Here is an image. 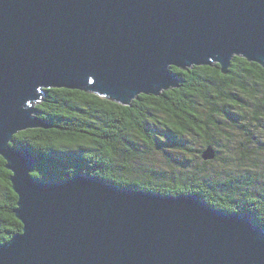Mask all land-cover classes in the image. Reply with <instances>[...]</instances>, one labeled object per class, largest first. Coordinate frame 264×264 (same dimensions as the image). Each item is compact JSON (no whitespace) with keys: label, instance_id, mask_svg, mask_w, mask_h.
<instances>
[{"label":"water","instance_id":"obj_1","mask_svg":"<svg viewBox=\"0 0 264 264\" xmlns=\"http://www.w3.org/2000/svg\"><path fill=\"white\" fill-rule=\"evenodd\" d=\"M233 57L264 70V0H0V157L22 226L0 264H264V232L246 213L85 174L38 181L30 152L10 146L48 128L33 109L43 89L129 106L177 88L171 67L225 75Z\"/></svg>","mask_w":264,"mask_h":264},{"label":"trees","instance_id":"obj_2","mask_svg":"<svg viewBox=\"0 0 264 264\" xmlns=\"http://www.w3.org/2000/svg\"><path fill=\"white\" fill-rule=\"evenodd\" d=\"M170 71L177 88L159 97L139 95L129 106L91 93L43 89L33 109L48 128L19 132L10 146L30 152L38 181L85 174L121 190L193 194L217 210L250 215L264 232V167L258 165L264 164V70L233 57L225 75L217 64ZM221 140L228 158L220 156ZM208 145L216 154L205 162L200 154ZM165 148L190 159L170 158L163 169L142 164L151 151ZM220 161L224 169L235 164L244 173L210 174L207 167ZM9 177L0 157V245L22 228Z\"/></svg>","mask_w":264,"mask_h":264},{"label":"rangeland","instance_id":"obj_3","mask_svg":"<svg viewBox=\"0 0 264 264\" xmlns=\"http://www.w3.org/2000/svg\"><path fill=\"white\" fill-rule=\"evenodd\" d=\"M249 110H251V109H249ZM249 110L247 111L248 113L246 114V116L252 117L251 112ZM231 134H232V136H234L236 138V140L243 141L241 137H237L238 133L232 132ZM261 140L264 141V138L262 137ZM218 144L221 146L220 156L222 158H226L227 157V155H226L227 150L224 147V145H226V142L224 140H221L218 142ZM191 146L193 148H197L198 144L194 143ZM170 158L172 160H177V159L189 160L190 159L189 156L183 155V154H181L175 150H172L170 148H165L164 150H161V151H157V150L151 151L150 154L147 155V158L142 162V164L145 166L152 164V165L156 166V168H158V169H163V168H165V166H166V164ZM229 159H236V157L234 155H232L231 157H229ZM261 159H262V157H260L259 160H261ZM258 165L260 167H264V164H258ZM207 169L209 170L210 174L220 175L222 177L226 176L227 173L233 174V175H239L241 173H244L243 172L244 169L239 170V168L236 167L235 164H232L231 166H228L227 168L224 169L222 167L221 161L213 163L211 166H208ZM215 172H218V173H215ZM263 173H264V170H263Z\"/></svg>","mask_w":264,"mask_h":264}]
</instances>
